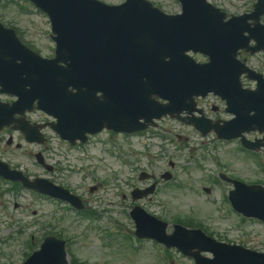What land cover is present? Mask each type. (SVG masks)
<instances>
[{"label":"rangeland","instance_id":"374dc122","mask_svg":"<svg viewBox=\"0 0 264 264\" xmlns=\"http://www.w3.org/2000/svg\"><path fill=\"white\" fill-rule=\"evenodd\" d=\"M5 3L6 2H2L0 4V14L3 16L4 21H14L15 26L18 29L21 28L24 31L25 37L28 40L33 42L44 53H50L49 46L51 47L52 44L47 39L49 26L47 25L45 18L35 13L26 15L24 14V11H21L16 5L12 10L5 11L3 10ZM159 128L164 131L175 130V124L166 121ZM180 132V134H185L188 137L191 135L190 131L188 130H183ZM150 139L152 138H149L148 135L134 136L129 139L123 138L122 140H120L119 137V139L115 140L116 142L114 144L108 141L107 135L105 134L102 137H98L94 140L92 145L88 148L93 159L86 163L91 166L94 180L86 181L84 184L87 185V187L91 184L99 185L97 183L98 180H104L107 181L108 185H104L103 190H99V192L92 197L91 203L93 205H100L105 201H108L109 204H113L111 202H114L118 205V207H111V209L115 212L118 210L120 213H113L111 216L117 217L123 221L127 205L125 208H123L126 202L121 201L122 194L128 195V192L131 191L132 187L134 186L143 188L149 184L147 182H133L131 179H133V177H137L140 170L153 173L157 177H159L163 172L170 170L173 174V179L175 182L176 180L179 182H187V175L185 174V155H189L193 159V162L190 165V168L192 169L190 177H193L195 182H204L205 174L209 173L212 169V164L210 162V158L208 157V154H210L211 157L212 152L207 153L205 150H202L197 146V141L199 140L198 136L194 141L190 142V144L187 143L189 141L184 142L185 139L170 144L168 147L173 148L175 152L172 153V151H168L164 155L160 154V156H157L156 154L159 148L151 146L150 149L148 148V144L151 143L154 145H160L161 140L155 141ZM186 147L187 149L185 151ZM115 150L120 151L124 155L127 153L130 164L124 165L120 163L118 158H114L112 154L109 153L114 152ZM160 151H162L161 148ZM3 153L4 157L8 160H10L8 154L13 153L11 156L13 162L21 161L24 165L30 167L34 174L42 173L38 167L33 165V162H31V165L29 162L20 157V153H14L11 150ZM220 154L225 158L224 160L230 164V169H232V167L237 169L238 166H240L241 175L243 177L249 179L254 176V171L251 165L242 161L237 154H232L230 151H227L224 148L221 149ZM109 156L113 157L114 159L109 158ZM55 157L56 160H61L65 167L70 166V163L72 164L73 168L71 169V167H68L67 171H65L63 174L64 182L69 185L76 186L78 182L82 180L85 168L82 167V171H78V168H81V164L77 162L75 155L68 153L66 150L58 151L57 156ZM171 161L175 163V168L173 170H171L169 167V163ZM247 169H249L251 173H249ZM71 172H73L72 175ZM124 180H129L130 183L128 186H124ZM161 184H164V182H161ZM167 186L159 185L158 190L155 192L151 202L144 201L143 203L145 205L150 203L149 206L154 212L171 218L179 214L190 215L195 214V212L198 213L197 210L199 209L197 206L201 203V198L182 197L180 194L168 189ZM172 188L175 189V186ZM18 201L20 203V207L16 212L13 210V203L9 208H6V206L0 208V220H8L10 218L13 221L12 231H10L8 234L10 236L13 234V236L16 237L17 245L15 246L14 242H10V246L7 248L8 251L6 252V258L13 263H19L25 253L23 244L27 237L23 229L26 231L31 229L40 234V231L43 230V225L50 221L54 222V219L51 218L54 217L57 211L56 207L50 203L42 202L40 199L37 200L33 195L27 193L23 194L22 197H19ZM129 204L130 202L128 205ZM33 212H36L37 215L33 216ZM211 212H213L212 209ZM64 216L65 221L63 224H61V229L66 230L69 233L68 235H72L74 238H76L74 251L81 261H87L90 264L158 263L157 258L154 256L152 257L146 254L136 257L137 254L133 253L130 248L125 250L124 246L119 247L118 239H113V247L109 249L100 248L98 244H100L101 236L95 233L89 234L88 238L86 237L83 240H79L77 239V234L79 232L78 230L80 225H77L75 221H73L71 213H64ZM203 216L204 214L200 212V217L202 219H204ZM217 221L216 215L214 220H212L210 217L209 222L217 223ZM0 227L6 229L5 225L0 224ZM131 261L133 263H131Z\"/></svg>","mask_w":264,"mask_h":264},{"label":"water","instance_id":"95a60500","mask_svg":"<svg viewBox=\"0 0 264 264\" xmlns=\"http://www.w3.org/2000/svg\"><path fill=\"white\" fill-rule=\"evenodd\" d=\"M105 20H102V22H104ZM115 25V24H114Z\"/></svg>","mask_w":264,"mask_h":264}]
</instances>
